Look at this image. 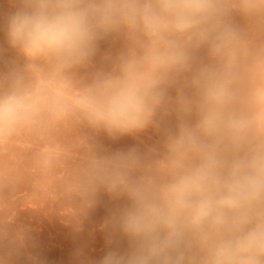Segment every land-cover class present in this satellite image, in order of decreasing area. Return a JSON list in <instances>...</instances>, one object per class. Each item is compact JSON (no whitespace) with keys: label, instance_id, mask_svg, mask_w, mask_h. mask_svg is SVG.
Returning a JSON list of instances; mask_svg holds the SVG:
<instances>
[{"label":"clouds","instance_id":"1","mask_svg":"<svg viewBox=\"0 0 264 264\" xmlns=\"http://www.w3.org/2000/svg\"><path fill=\"white\" fill-rule=\"evenodd\" d=\"M0 27L28 57L0 66V264L37 201L79 229L102 196L98 264H264V0H14Z\"/></svg>","mask_w":264,"mask_h":264},{"label":"rangeland","instance_id":"2","mask_svg":"<svg viewBox=\"0 0 264 264\" xmlns=\"http://www.w3.org/2000/svg\"><path fill=\"white\" fill-rule=\"evenodd\" d=\"M14 11V0H0V19ZM121 48V42L104 40L99 44L97 55L88 71L106 67L111 57ZM28 62L26 54L11 47L6 30L0 27V66L16 65L23 67ZM71 138V133L63 134ZM100 143L110 150H127L131 147H147L158 139L157 134L148 129L137 136H123L113 140L100 136ZM27 154L17 151L14 162H26ZM30 183H26L23 192L31 193ZM116 202L102 196L97 206L89 213L79 229L66 223L65 218L49 213L45 215L40 202L37 208L21 213V220L30 226V240L26 251L13 259V264H98L107 251V233L102 225L108 211ZM114 238V242H115ZM123 244V241H121Z\"/></svg>","mask_w":264,"mask_h":264}]
</instances>
